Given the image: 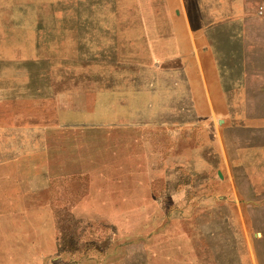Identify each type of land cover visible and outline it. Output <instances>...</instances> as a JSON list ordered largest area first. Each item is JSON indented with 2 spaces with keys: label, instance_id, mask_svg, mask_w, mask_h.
Instances as JSON below:
<instances>
[{
  "label": "rangeland",
  "instance_id": "rangeland-1",
  "mask_svg": "<svg viewBox=\"0 0 264 264\" xmlns=\"http://www.w3.org/2000/svg\"><path fill=\"white\" fill-rule=\"evenodd\" d=\"M0 264H264V0H0Z\"/></svg>",
  "mask_w": 264,
  "mask_h": 264
},
{
  "label": "crops",
  "instance_id": "crops-1",
  "mask_svg": "<svg viewBox=\"0 0 264 264\" xmlns=\"http://www.w3.org/2000/svg\"><path fill=\"white\" fill-rule=\"evenodd\" d=\"M184 95L188 96L186 102L176 104L174 101L168 100L166 105H164L165 107L162 109V111L167 114L168 123L170 122V124L167 125L171 127L168 128L171 130L178 129L182 138L190 137V142H192L195 147L191 154H189V157H187L189 161H197L200 170L204 171L206 175L209 174V170L210 172L216 171L218 175H220V171L223 177V168L228 164L229 160H232V157L230 148L226 144V141L220 138V130H218L215 124L214 112L217 111V108L215 107L207 88L204 90L187 89ZM191 97L193 98L192 100ZM200 99H202L204 103H201ZM193 101L194 103H192ZM195 103H198L199 105L204 104V106L199 109L198 105ZM200 110L204 112L202 115L198 114ZM181 121H183V123L180 124L179 122ZM175 122H178L179 126L174 124L171 125ZM228 127L230 126L224 128ZM224 128H222V130H224ZM187 133H189V137L186 135ZM179 134L175 136V143ZM209 135L210 137L208 138ZM18 136L22 137V135ZM223 142L225 143V146ZM186 167L191 169L189 164L186 165ZM42 172L43 171L41 170L36 171L34 169L33 171H27L26 174L30 176L35 174L40 175ZM29 181H31V179H29ZM31 186L32 184L29 182L28 187ZM28 187H25V185L21 187L19 189L20 193L23 194L24 189Z\"/></svg>",
  "mask_w": 264,
  "mask_h": 264
},
{
  "label": "water",
  "instance_id": "water-1",
  "mask_svg": "<svg viewBox=\"0 0 264 264\" xmlns=\"http://www.w3.org/2000/svg\"><path fill=\"white\" fill-rule=\"evenodd\" d=\"M220 175H221V172L219 171Z\"/></svg>",
  "mask_w": 264,
  "mask_h": 264
}]
</instances>
